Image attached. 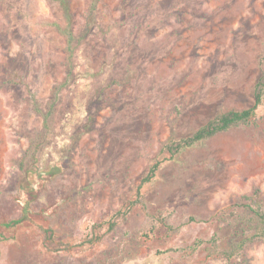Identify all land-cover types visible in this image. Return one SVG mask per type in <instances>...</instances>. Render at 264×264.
Returning <instances> with one entry per match:
<instances>
[{
  "label": "rangeland",
  "instance_id": "obj_1",
  "mask_svg": "<svg viewBox=\"0 0 264 264\" xmlns=\"http://www.w3.org/2000/svg\"><path fill=\"white\" fill-rule=\"evenodd\" d=\"M69 5L75 35L88 29L72 54L56 4L0 0V264H264L262 243L230 261L209 243L237 239L220 211L254 189L264 196V99L254 125L173 157L163 151L253 104L264 0H97L91 13V0ZM68 72L42 136L31 95L46 110ZM47 229L53 249L43 244Z\"/></svg>",
  "mask_w": 264,
  "mask_h": 264
},
{
  "label": "trees",
  "instance_id": "obj_2",
  "mask_svg": "<svg viewBox=\"0 0 264 264\" xmlns=\"http://www.w3.org/2000/svg\"><path fill=\"white\" fill-rule=\"evenodd\" d=\"M60 9L63 16L64 25L57 26L59 33L65 38L66 49L69 54L76 45V42L84 38L87 33V28L81 32V36L77 37L72 30V15L70 11L69 0H50ZM97 0H91L92 6L90 13L94 11V5ZM73 74L68 72L64 81L53 88L51 95V101L48 104L46 110H42L36 98L31 95L30 105L31 110L40 115L43 118L42 136L49 133L50 119L54 113L55 105L59 89L67 85L72 80ZM264 99V73H262L253 87V104L242 110L231 109L226 112L215 115L212 119L207 121L199 129L193 132L186 138L174 141H168L163 145V151L168 153L171 157L175 156L180 151L193 147L197 144H202L204 141L231 129L238 127L252 126L256 123V110L261 105ZM36 138L31 141V144H36ZM160 162L156 161L152 163L147 172L141 179L140 185L136 188V197H140V190L143 185L149 183L156 175L159 169ZM238 204L232 207V209L222 210L218 213V217L222 220L229 221L230 224L234 223L238 227L235 234L237 239H233L229 242L227 248H219L217 244V237L214 235L210 240V246L214 253L230 261L232 259L243 258L244 251L247 247L262 243L264 244V196L261 195L258 189H254L249 195L240 196ZM132 205V202H130ZM129 211V207L124 212H116L110 219L107 227L108 234L112 233L121 219H124ZM25 217L9 220L5 227H15L22 223ZM156 221L160 223L167 231H172V226L166 216L156 217ZM188 221H193V218H189ZM100 224L91 226L90 238L87 242H92L93 238H97L96 231L100 228ZM93 237V238H92ZM51 238H53V231L47 229L44 233V245L53 247ZM197 245V244H196ZM53 249V248H52Z\"/></svg>",
  "mask_w": 264,
  "mask_h": 264
}]
</instances>
